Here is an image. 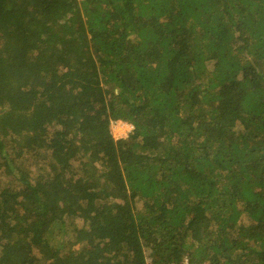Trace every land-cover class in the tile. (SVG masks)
<instances>
[{
	"label": "trees",
	"instance_id": "trees-1",
	"mask_svg": "<svg viewBox=\"0 0 264 264\" xmlns=\"http://www.w3.org/2000/svg\"><path fill=\"white\" fill-rule=\"evenodd\" d=\"M185 260L264 264V0H0V264Z\"/></svg>",
	"mask_w": 264,
	"mask_h": 264
},
{
	"label": "rangeland",
	"instance_id": "rangeland-1",
	"mask_svg": "<svg viewBox=\"0 0 264 264\" xmlns=\"http://www.w3.org/2000/svg\"><path fill=\"white\" fill-rule=\"evenodd\" d=\"M131 124L132 123H129L126 121H113L111 124V129H112V133H113L114 137L116 139L127 137L129 135V133L131 132L130 131V128H131L130 125ZM140 205H141V202H140ZM59 238H60V236L57 237L56 242H57V240H59Z\"/></svg>",
	"mask_w": 264,
	"mask_h": 264
},
{
	"label": "built area",
	"instance_id": "built-area-1",
	"mask_svg": "<svg viewBox=\"0 0 264 264\" xmlns=\"http://www.w3.org/2000/svg\"><path fill=\"white\" fill-rule=\"evenodd\" d=\"M131 128H130V131L134 128L133 124L130 125ZM184 264H188V260H185V263Z\"/></svg>",
	"mask_w": 264,
	"mask_h": 264
}]
</instances>
